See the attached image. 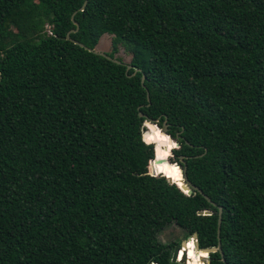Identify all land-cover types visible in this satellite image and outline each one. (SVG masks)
Segmentation results:
<instances>
[{"label": "trees", "instance_id": "1", "mask_svg": "<svg viewBox=\"0 0 264 264\" xmlns=\"http://www.w3.org/2000/svg\"><path fill=\"white\" fill-rule=\"evenodd\" d=\"M83 2L0 0V264H264V0Z\"/></svg>", "mask_w": 264, "mask_h": 264}, {"label": "water", "instance_id": "2", "mask_svg": "<svg viewBox=\"0 0 264 264\" xmlns=\"http://www.w3.org/2000/svg\"><path fill=\"white\" fill-rule=\"evenodd\" d=\"M84 5H85V0H84V2H83L82 6L79 8V11H82V10H83ZM71 22H72V24L75 26V29H74V30H71V31H69V32L66 33V35H65V40H67V41L73 43L74 45H77L78 47H81V48L85 49L86 51H88V52H90V53H93V54L99 55V56L105 58L106 60L111 61L112 63H115V64H122V65H124L126 71L130 68L129 65H127V64H123V63H120V62H118L117 60H115V59H113V58H110L109 56H107V55H106L105 53H103V52H98V51H95L94 49L85 48L82 44H80V43H78V42H76V41L70 39V38H69V34L72 33V32H75V31L77 30V24H76L75 22H73L72 18H71ZM135 72H138V69H134V70H133V73H132L130 76H132ZM130 76H129V77H130ZM140 84H141V86L143 87V76H141ZM145 95H146V100L148 101V94H147V92H145ZM138 117H143V115H142L141 113H139V114H138ZM156 122H157V120H146V121L144 122V125H148V126L154 125V126H156ZM156 127H158V126H156ZM158 129H159V131H160L163 135L167 136L169 140H172V139H171V138L165 133V132H166V129H165V126H164V125H163L161 128L158 127ZM143 135H144V134L142 133V136H141L142 139H143ZM172 141H173V143L175 144V148L178 147V144H177L174 140H172ZM150 144H152V143H150ZM152 145H153V144H152ZM170 154H171V151H170ZM167 161H168V159H167ZM150 162H160V160H157L156 157H155V147H154V145H153V159L150 160L149 163H150ZM168 163L175 164V163L172 162V161H171V162L168 161ZM175 165H176V164H175ZM176 167H177V169H178L179 172H180V179H181V181H180V184H179V185L176 184V182H174L170 177H167L166 175H163L162 173H157L156 175L164 177L165 180H166L169 184H174L175 186H177V188H178L181 192H183L186 196H189V195L193 194L195 191L198 192V193H201L200 190H198L195 186L191 185V184L187 181V179H186V177H185V175H184V170L181 169V168H180L179 166H177V165H176ZM153 175H154V174H153ZM203 197H204L207 201H209V199H208L206 196H203ZM212 205H213V204H212ZM197 214H198V215H205V216H208V215L211 214V212H210V211H203V212H198ZM220 218H221V209L218 208V210H217V220H216V231H215V233H216L215 236H216V241H217V243H216V246H215V247H209V248H202V249H199V248L197 247V243H196V241H195V234H192V237H191V238L194 240L193 246H194L195 251H199V252H201V253H204L205 256H206V258L208 257V255H209L210 253H215V252H217V253L219 254V256H220L221 261L223 262L224 259H223V256H222V252H221V249H220V242H219V226H220ZM189 239H190V237H187L185 241H182L181 244H180L181 247H185L186 242L189 241ZM176 256H177V249H174L173 252H172L171 258H170V262H171V263H174V262H175V258H176ZM181 258L184 259V256H182ZM223 264H225V263H223Z\"/></svg>", "mask_w": 264, "mask_h": 264}, {"label": "rangeland", "instance_id": "3", "mask_svg": "<svg viewBox=\"0 0 264 264\" xmlns=\"http://www.w3.org/2000/svg\"><path fill=\"white\" fill-rule=\"evenodd\" d=\"M110 40H111V36H107L106 34L102 35L100 39L98 40L96 46L94 47V50L98 52H103V53L109 52L110 51ZM115 57L120 58L124 63H128L130 59V56L124 53L121 48L118 49V52L116 53ZM143 130L144 131L146 130V126L144 124H143ZM176 148H173V149H176ZM168 161L171 162V154H170V157L168 158ZM157 239L159 242L163 244H168L171 242H179V246L173 248V250L177 249V256L175 258V262H177L178 264H187L185 257L184 259L183 258L178 259V253L180 252V250H183L182 249L183 247H181L180 244L182 241L186 240L184 238V233L182 230L178 229L173 224H169L158 234ZM189 240L193 241L194 243V240L191 237ZM202 262L206 264L207 258L203 259Z\"/></svg>", "mask_w": 264, "mask_h": 264}, {"label": "built area", "instance_id": "4", "mask_svg": "<svg viewBox=\"0 0 264 264\" xmlns=\"http://www.w3.org/2000/svg\"><path fill=\"white\" fill-rule=\"evenodd\" d=\"M45 31L47 32V34H49V35L51 34V33H50V28H49V26H47V25H45Z\"/></svg>", "mask_w": 264, "mask_h": 264}, {"label": "bare ground", "instance_id": "5", "mask_svg": "<svg viewBox=\"0 0 264 264\" xmlns=\"http://www.w3.org/2000/svg\"><path fill=\"white\" fill-rule=\"evenodd\" d=\"M182 249H183V250H180L179 254H181V252H183V251H186V250H187V242H186V245H185V247H183ZM181 257H182V256H181Z\"/></svg>", "mask_w": 264, "mask_h": 264}, {"label": "clouds", "instance_id": "6", "mask_svg": "<svg viewBox=\"0 0 264 264\" xmlns=\"http://www.w3.org/2000/svg\"><path fill=\"white\" fill-rule=\"evenodd\" d=\"M147 144V143H146Z\"/></svg>", "mask_w": 264, "mask_h": 264}]
</instances>
